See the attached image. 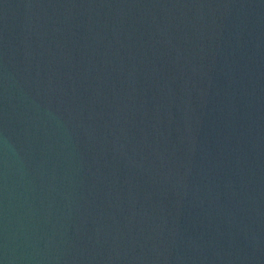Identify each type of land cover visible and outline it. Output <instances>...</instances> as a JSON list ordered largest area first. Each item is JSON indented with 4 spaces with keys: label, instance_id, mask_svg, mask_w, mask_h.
<instances>
[{
    "label": "water",
    "instance_id": "water-1",
    "mask_svg": "<svg viewBox=\"0 0 264 264\" xmlns=\"http://www.w3.org/2000/svg\"><path fill=\"white\" fill-rule=\"evenodd\" d=\"M0 264H264V0H0Z\"/></svg>",
    "mask_w": 264,
    "mask_h": 264
}]
</instances>
